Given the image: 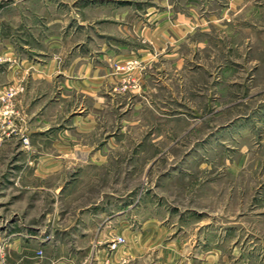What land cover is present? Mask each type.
Instances as JSON below:
<instances>
[{
	"label": "rangeland",
	"instance_id": "1",
	"mask_svg": "<svg viewBox=\"0 0 264 264\" xmlns=\"http://www.w3.org/2000/svg\"><path fill=\"white\" fill-rule=\"evenodd\" d=\"M194 255L264 264V0H0V264Z\"/></svg>",
	"mask_w": 264,
	"mask_h": 264
},
{
	"label": "crops",
	"instance_id": "2",
	"mask_svg": "<svg viewBox=\"0 0 264 264\" xmlns=\"http://www.w3.org/2000/svg\"><path fill=\"white\" fill-rule=\"evenodd\" d=\"M100 163H102V161L100 160ZM101 165V164H100ZM100 200L99 198H97L96 199V201L95 202H93V203H87L86 205H85V208L84 209H88L90 206H93V205H95L96 204V202H98V201ZM96 214H97V212H95ZM95 213L93 214V212H92V210H86L85 212H84V216L85 215H88V218H78V220H77V217H78V214H75V217H74V219L69 223V224H67L66 226H63V227H61V226H59V228H58V230H59V232H58V236L57 237H55L54 238V244H56V246L61 242V236H62V234L63 233H61L62 231H65L66 229H68L69 227H73V226H75V227H77L78 226V224L82 221V225H84L85 227V229L84 230H87V231H97L98 229H99V227H100V223H98V222H96V221H94L93 220V218H92V216H94L95 215ZM116 214H118V211L116 212ZM86 219V220H85ZM77 220V221H76ZM149 220H151V219H149ZM149 220H147V221H149ZM116 226H118L117 224H116ZM118 227H116V229H117ZM61 231V232H60ZM90 240H93V237H92V235L90 236L89 235V241ZM62 256H60V255H58L57 256V259H60ZM170 257L172 258L173 256L172 255H170ZM172 262H177V260H172L171 262H169V263H172ZM186 263H189V264H204V260L203 259H201L200 260V255H194V256H192L190 259H188L187 261H186Z\"/></svg>",
	"mask_w": 264,
	"mask_h": 264
},
{
	"label": "built area",
	"instance_id": "3",
	"mask_svg": "<svg viewBox=\"0 0 264 264\" xmlns=\"http://www.w3.org/2000/svg\"><path fill=\"white\" fill-rule=\"evenodd\" d=\"M121 242V238L120 237H116L113 240L110 241V243L108 244V247L110 249H114L119 243Z\"/></svg>",
	"mask_w": 264,
	"mask_h": 264
}]
</instances>
